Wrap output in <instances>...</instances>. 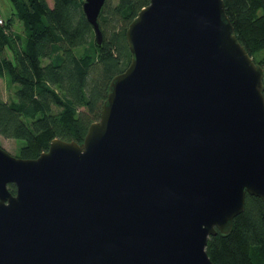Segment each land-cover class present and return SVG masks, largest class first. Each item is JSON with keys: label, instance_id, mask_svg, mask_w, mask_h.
Here are the masks:
<instances>
[{"label": "water", "instance_id": "1", "mask_svg": "<svg viewBox=\"0 0 264 264\" xmlns=\"http://www.w3.org/2000/svg\"><path fill=\"white\" fill-rule=\"evenodd\" d=\"M103 2L82 1L97 43ZM125 38L81 141L0 145V264H214L208 237L264 203V68L224 1L149 0Z\"/></svg>", "mask_w": 264, "mask_h": 264}, {"label": "trees", "instance_id": "2", "mask_svg": "<svg viewBox=\"0 0 264 264\" xmlns=\"http://www.w3.org/2000/svg\"><path fill=\"white\" fill-rule=\"evenodd\" d=\"M11 1L1 16L0 75L19 86L16 98L0 96V134L24 140L17 156L35 157L54 137L81 141L99 117L110 80L130 61L126 27L149 0H104L100 43L83 0ZM223 1L238 40L264 68V0ZM205 248L214 264H264L262 199L246 194L229 231L210 235Z\"/></svg>", "mask_w": 264, "mask_h": 264}, {"label": "rangeland", "instance_id": "3", "mask_svg": "<svg viewBox=\"0 0 264 264\" xmlns=\"http://www.w3.org/2000/svg\"><path fill=\"white\" fill-rule=\"evenodd\" d=\"M50 1L51 0H49V2ZM12 11L13 3L11 0H0V14L3 15L4 18L10 16ZM13 26L16 30H21L17 19L14 20ZM18 86V83H10L5 75H0V96L3 99L10 100L16 98L15 90ZM22 144H24V140L21 138L5 137L0 134V145L14 155H17L19 147Z\"/></svg>", "mask_w": 264, "mask_h": 264}, {"label": "built area", "instance_id": "4", "mask_svg": "<svg viewBox=\"0 0 264 264\" xmlns=\"http://www.w3.org/2000/svg\"><path fill=\"white\" fill-rule=\"evenodd\" d=\"M2 21H3V19H2V17L0 16V23H2Z\"/></svg>", "mask_w": 264, "mask_h": 264}, {"label": "crops", "instance_id": "5", "mask_svg": "<svg viewBox=\"0 0 264 264\" xmlns=\"http://www.w3.org/2000/svg\"><path fill=\"white\" fill-rule=\"evenodd\" d=\"M1 15V14H0ZM3 17V15H1Z\"/></svg>", "mask_w": 264, "mask_h": 264}]
</instances>
